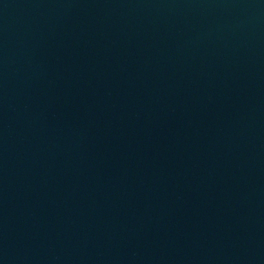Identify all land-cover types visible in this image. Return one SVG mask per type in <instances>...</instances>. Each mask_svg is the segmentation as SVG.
Listing matches in <instances>:
<instances>
[{
  "label": "water",
  "instance_id": "1",
  "mask_svg": "<svg viewBox=\"0 0 264 264\" xmlns=\"http://www.w3.org/2000/svg\"><path fill=\"white\" fill-rule=\"evenodd\" d=\"M0 264H264V0H0Z\"/></svg>",
  "mask_w": 264,
  "mask_h": 264
}]
</instances>
